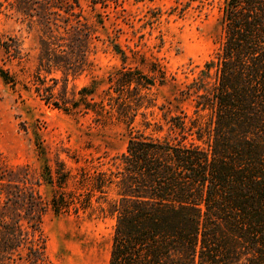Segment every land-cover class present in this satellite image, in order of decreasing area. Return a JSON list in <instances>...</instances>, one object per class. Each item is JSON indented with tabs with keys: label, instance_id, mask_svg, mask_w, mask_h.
<instances>
[{
	"label": "trees",
	"instance_id": "1",
	"mask_svg": "<svg viewBox=\"0 0 264 264\" xmlns=\"http://www.w3.org/2000/svg\"><path fill=\"white\" fill-rule=\"evenodd\" d=\"M0 11L39 32L30 82L46 104L128 131L111 162L65 151L74 170L58 155L35 175L0 151V264H55L44 230L49 207L114 218L108 264H264V0H224L215 55L180 90L192 96V112L158 105L153 89L170 80L167 71L155 61L148 70L129 64L118 42L123 63L106 85L93 77L68 96L98 36L83 0H0ZM9 40L0 36V48L20 58L18 39ZM55 72L61 77L49 78ZM0 76L16 86L2 65Z\"/></svg>",
	"mask_w": 264,
	"mask_h": 264
},
{
	"label": "rangeland",
	"instance_id": "2",
	"mask_svg": "<svg viewBox=\"0 0 264 264\" xmlns=\"http://www.w3.org/2000/svg\"><path fill=\"white\" fill-rule=\"evenodd\" d=\"M97 1L92 9L91 1L83 0L88 18L97 25L98 36L90 46L91 66L68 81V96H76L93 77L102 87L106 85L107 75L123 63L114 47L118 42L129 64L148 70L150 62L155 61L167 71L170 80L153 89L158 105L167 104L171 112H192V96H183L180 90L215 55L222 36L224 0H205L202 6L197 0ZM5 13L0 11V36L8 41L17 38L21 57L13 59L0 48V65L17 79L13 88L0 76V151L11 163L31 164L35 175L46 161L53 162L58 155L74 170L75 163L65 151L111 162L127 146L126 124L115 119L98 123L91 114H69L46 104L30 82L38 64L39 32ZM61 75L55 72L48 76ZM57 87L64 88L63 82ZM154 116L162 117L157 107ZM40 190L49 201L52 187L44 184ZM114 223L111 217L57 215L49 207L44 230L55 264H108Z\"/></svg>",
	"mask_w": 264,
	"mask_h": 264
}]
</instances>
